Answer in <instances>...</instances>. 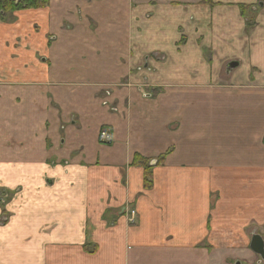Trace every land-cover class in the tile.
Here are the masks:
<instances>
[{"label":"crops","instance_id":"0c3cea01","mask_svg":"<svg viewBox=\"0 0 264 264\" xmlns=\"http://www.w3.org/2000/svg\"><path fill=\"white\" fill-rule=\"evenodd\" d=\"M46 2L0 5V264H257L264 0Z\"/></svg>","mask_w":264,"mask_h":264},{"label":"trees","instance_id":"16d2710c","mask_svg":"<svg viewBox=\"0 0 264 264\" xmlns=\"http://www.w3.org/2000/svg\"><path fill=\"white\" fill-rule=\"evenodd\" d=\"M29 2H32V4H29ZM2 3L4 4H8L6 7H2L3 11L7 12L8 10L9 11H18V10H22V9H25V8H30V7H36L38 6V8L40 7H43L44 5L47 4L46 0H39L37 2H35L34 0L33 1H26V6L22 5L21 3L17 4L16 6L13 5V3L11 2H8V1H2ZM24 3V4H25ZM34 5V6H32ZM142 160H140V158H138L137 156L135 157V164H138V163H141ZM144 163V162H143ZM146 173L144 174V186L147 187V182H148V179H149V173L147 172V169H145Z\"/></svg>","mask_w":264,"mask_h":264},{"label":"water","instance_id":"95a60500","mask_svg":"<svg viewBox=\"0 0 264 264\" xmlns=\"http://www.w3.org/2000/svg\"><path fill=\"white\" fill-rule=\"evenodd\" d=\"M237 66V62H232L228 65V70L236 68ZM249 246L255 255L259 256L261 259H264L263 242L259 236H253L250 240Z\"/></svg>","mask_w":264,"mask_h":264},{"label":"flooded vegetation","instance_id":"af4514ba","mask_svg":"<svg viewBox=\"0 0 264 264\" xmlns=\"http://www.w3.org/2000/svg\"><path fill=\"white\" fill-rule=\"evenodd\" d=\"M26 1H29V0H23L22 2H20L23 6L25 5L26 6ZM10 2V1H9ZM11 3H13V2H11ZM25 3V4H24ZM14 4V3H13ZM17 4H19V3H16V4H14L15 6L17 5ZM3 8L4 7H6L7 6V4H0ZM2 7H1V9H2ZM26 9H28V8H25V9H22V10H26ZM253 236H259L260 238H261V240H262V242H263V252H264V232H263V234L262 233H259V232H254L253 234H252V236H251V239H252V237ZM250 239V240H251ZM249 245H250V242H249ZM249 250L252 252V250L250 249V246H249ZM253 253V252H252ZM254 254V253H253ZM254 256L256 257V259H257V264H264V259H261L259 256H257V255H255L254 254ZM231 264H242V262H240V261H232V263Z\"/></svg>","mask_w":264,"mask_h":264},{"label":"built area","instance_id":"2783aa9c","mask_svg":"<svg viewBox=\"0 0 264 264\" xmlns=\"http://www.w3.org/2000/svg\"><path fill=\"white\" fill-rule=\"evenodd\" d=\"M99 138L102 140V141L100 140L101 142H105V143L110 142V135L108 130L104 129V131H102L99 134ZM135 221H136V212L134 210H130L128 212L127 222L128 224L133 225L135 224Z\"/></svg>","mask_w":264,"mask_h":264},{"label":"rangeland","instance_id":"374dc122","mask_svg":"<svg viewBox=\"0 0 264 264\" xmlns=\"http://www.w3.org/2000/svg\"><path fill=\"white\" fill-rule=\"evenodd\" d=\"M152 57L155 58V59H157L158 56H157V55H156V56L153 55ZM158 59H159V57H158ZM161 60H162V59H161ZM157 61H158V60H157ZM102 131H104V129H101L100 132H99V134H100ZM99 140H101V139L99 138ZM101 141H102V140H101ZM101 141H100V142H101Z\"/></svg>","mask_w":264,"mask_h":264},{"label":"bare ground","instance_id":"6f19581e","mask_svg":"<svg viewBox=\"0 0 264 264\" xmlns=\"http://www.w3.org/2000/svg\"><path fill=\"white\" fill-rule=\"evenodd\" d=\"M45 6V5H44Z\"/></svg>","mask_w":264,"mask_h":264}]
</instances>
